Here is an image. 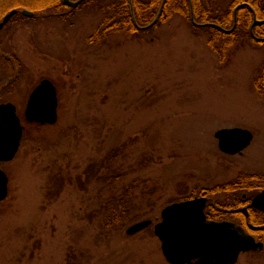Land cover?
<instances>
[{"label": "rangeland", "instance_id": "obj_1", "mask_svg": "<svg viewBox=\"0 0 264 264\" xmlns=\"http://www.w3.org/2000/svg\"><path fill=\"white\" fill-rule=\"evenodd\" d=\"M71 8L61 11L62 18L11 26L10 52L19 53V76L25 71L29 89L20 86V95L10 98L21 103L48 77L58 89L59 118L33 124L26 108H18L25 125L21 147L13 160L0 163L9 176V193L0 203V264H170L154 233L165 206L206 196L203 190L242 172L264 173V99L254 86L264 68V43L249 38L233 45L224 64L193 21L176 15L139 38L117 34L101 46L87 37L102 13ZM235 126L253 131L255 140L242 154L228 155L215 132ZM123 144L125 180L147 177L157 189L154 210L138 213L151 226L134 235L126 233L131 223L118 233L101 231L100 183L80 189L66 180L58 197H47L51 173L61 167L67 178H85L88 164ZM144 156L150 159L143 170ZM250 192L238 195L243 200ZM247 202L215 220L249 229L253 214L248 219L241 211ZM249 230L258 236L260 229ZM252 253H241L235 264H264Z\"/></svg>", "mask_w": 264, "mask_h": 264}, {"label": "trees", "instance_id": "obj_2", "mask_svg": "<svg viewBox=\"0 0 264 264\" xmlns=\"http://www.w3.org/2000/svg\"><path fill=\"white\" fill-rule=\"evenodd\" d=\"M241 1L232 0L231 3L223 5L225 0H85L71 9L76 11L83 8H92L102 13L100 22L94 32L87 38L88 41L103 46L109 44V39L117 34L139 38L141 34L160 27L176 15H181L187 21H191L192 4L196 21L220 25L217 27H197L196 29L201 30L207 36L208 47L225 64L231 58L233 45L249 38L255 40V35L264 36V24L255 26L253 29L254 34L251 32L254 15L247 7L238 11L237 23L232 32H224L219 28L230 29L234 26V8ZM248 1L257 12L258 19H264V7L262 5L264 0ZM6 2H8V5L5 4ZM132 5L135 18L138 24L142 26L155 19L162 5L163 11L154 26L140 30L133 19ZM19 7L34 11L36 14L51 13L42 17L45 19L65 17L62 13H55L70 8V6L64 4V0H0V19L3 17L4 12ZM254 86L260 97L264 99V68L254 81ZM126 148L127 144L116 146L107 153L101 162L93 161L88 164L84 170L85 178L82 175H78L75 179L72 176L67 178L60 167L57 172L50 175L47 197H58L65 187L66 180H69L71 184L76 182V187L80 189H87L88 185L93 182L100 183L103 187L99 189V195H105L104 217L99 224L101 231L118 233L128 224L144 220L140 219L144 216H139L138 213L141 211L145 213L146 207H150V211L154 210L157 201L153 198V195H155L157 189L150 186L147 177L138 176L128 182L125 180L127 172L122 168L120 157L124 154ZM149 159L148 156L142 157L140 160L141 169L149 165ZM262 188H264L263 174L242 172L235 179L203 190L201 194L210 197L206 208L208 218L215 220L229 216L234 204L237 207L243 203L238 195L241 191H251L250 193L255 195L257 189ZM138 190H141V193ZM189 195L186 194L185 198ZM138 198H140V201L137 200ZM145 201L146 203H144ZM252 221L255 225L261 226L257 235L264 242V218L261 220L253 214ZM252 254L264 257V248ZM72 264L78 263L73 262Z\"/></svg>", "mask_w": 264, "mask_h": 264}, {"label": "water", "instance_id": "obj_3", "mask_svg": "<svg viewBox=\"0 0 264 264\" xmlns=\"http://www.w3.org/2000/svg\"><path fill=\"white\" fill-rule=\"evenodd\" d=\"M85 0H64V4L77 7ZM163 10L161 6L155 19L145 26L138 24L132 5V15L135 24L140 29H148L155 25ZM17 9L10 10L0 22V30L17 13ZM27 16L34 12L23 10ZM192 21L196 25L192 16ZM264 24V19L254 18L255 25ZM264 41V37L259 38ZM58 93L53 81L43 79L30 95L25 109V119L30 123L42 125L55 124L58 121ZM24 125L14 104L0 105V162H8L15 158L23 137ZM220 150L229 155L242 154L254 139V133L244 127H223L215 132ZM9 193V176L0 166V203ZM208 203L206 196L173 202L165 206L161 212V221L154 226V233L162 243V251L170 264H235L241 253L261 251L264 242L257 240L251 234L233 222L209 220L205 212ZM256 208L264 210V189L252 201ZM151 219H144L131 224L126 233L134 235L149 226ZM253 230L259 226L250 224Z\"/></svg>", "mask_w": 264, "mask_h": 264}, {"label": "flooded vegetation", "instance_id": "obj_4", "mask_svg": "<svg viewBox=\"0 0 264 264\" xmlns=\"http://www.w3.org/2000/svg\"><path fill=\"white\" fill-rule=\"evenodd\" d=\"M225 2H226V5H227L228 3H231L232 0H225ZM262 5L264 7V1H263ZM244 7L249 8V10H251L253 12L254 18L257 17V19H258L257 12L252 7V5L249 3V1L248 0H242L241 2L237 3L235 8H234V20H235L234 26L232 28H230V29H226V28H223V27H219V28H221L224 32H232L234 30L235 26H236V23H237L238 11L241 10L242 8H244ZM8 12L9 11L3 13V17L0 19V22L3 21L4 17L7 15ZM19 13H22V15L19 16ZM57 14H61V12H57ZM192 16L195 19L193 5L191 4V20H192ZM32 19H35V20L37 19V21L44 20V18L37 17L36 14L33 15V16H27V15H25L23 13V10L22 11L18 10L17 13L13 17H11L9 22L0 30V105L8 104V103L14 104L15 107L17 108L18 115H19V109L18 108H27L28 103H29V99H30V95L33 92V90L39 85V83L43 79L48 78V77L41 78V80L35 85L34 89L31 92H28V90H27L26 93L24 94L25 95L24 98H22V102L21 103H17V102H15L13 100L14 99L13 98L14 95L15 96L20 95V93H19L20 86L24 87L25 85H27V83H26V79H25V77H26L25 71L23 73V76H21V77L19 76V73L21 72L20 64H22L21 63V58L19 56V53L15 54L16 52L14 50H13L14 51L13 53L10 52V48L9 47H11L10 43H11L12 34H13L12 33L13 29L11 30V26H15V27H17L19 25L22 26V24H24L26 20H32ZM259 20H263V19H259ZM195 22L198 23V24H207V25L201 26V25H196V24H194L192 22L195 26L200 27V28L201 27H205V26H216V27L220 26V25H217V24L211 23V22H203V23H201V22L196 21V19H195ZM253 22H254V19H253ZM259 25H262V24H259ZM255 26H258V25H255ZM254 27H253V29H254ZM253 29H252V26H251V32L252 33H253ZM255 38L259 40V38H261V37H258V36L255 35ZM4 50H6V51H4ZM8 50H9L10 53L7 52ZM41 50H43V53H47V54L51 53L49 50L46 51L43 48ZM13 70L16 71V74L12 75ZM54 85H55V83H54ZM27 86H28V89H29V85H27ZM56 88H57V86H56ZM57 92H58V89H57ZM10 97H12L13 99L10 98ZM24 129H25V127H24ZM23 134H24V131H23ZM22 139H23V137H22ZM254 140H255V134H254L253 141ZM253 141H252V143H253ZM21 143H22V141H21ZM250 173H254V174L255 173H261V174L264 175L263 172H259V171L250 172ZM263 189L264 188H262V190ZM258 193H256L255 195H253L250 198H249V196L247 194L243 195L244 199H243L242 202L243 203L245 201H249V202H247V205H244L242 207L241 211L243 212V214L246 217H248V219H250V216L252 214H254L256 217H258L261 220H263V218H264V210L256 208V207H254L252 205L253 198ZM208 199L210 200L209 196H208ZM234 207L238 208V209L240 208L238 206L236 207V204H234ZM251 221H249L247 223L248 226H249V229H252V228H250V224L254 225V222L253 221L251 222ZM231 222H233V221H231ZM233 223H235L236 225L240 226L245 233L251 234L257 240H261L258 236L254 235L252 233V231H250L248 228H246L243 224L241 225L240 222L239 223L238 222H233ZM256 226H259V225H256Z\"/></svg>", "mask_w": 264, "mask_h": 264}]
</instances>
